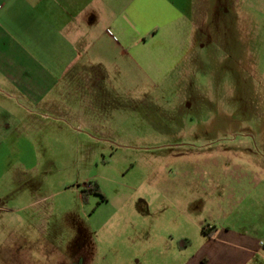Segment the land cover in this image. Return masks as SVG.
<instances>
[{"label":"rangeland","instance_id":"obj_1","mask_svg":"<svg viewBox=\"0 0 264 264\" xmlns=\"http://www.w3.org/2000/svg\"><path fill=\"white\" fill-rule=\"evenodd\" d=\"M205 3L192 51L142 48L104 78L123 89L85 120L0 137V264H150L167 247L192 257L213 230L260 225L264 34L236 43L239 4Z\"/></svg>","mask_w":264,"mask_h":264},{"label":"crops","instance_id":"obj_2","mask_svg":"<svg viewBox=\"0 0 264 264\" xmlns=\"http://www.w3.org/2000/svg\"><path fill=\"white\" fill-rule=\"evenodd\" d=\"M235 1L236 43H261L264 0ZM206 5L205 0H0V137L22 136L34 120H85L88 110L101 108L104 91L123 89L103 83L122 75L127 56L135 59L149 45L181 43L185 47L177 51L184 54L203 42ZM255 18L261 21L257 28ZM260 202L253 203L261 208L260 225L213 230L209 244L192 257L188 247H167L150 264H264V196ZM175 219L167 222L180 227Z\"/></svg>","mask_w":264,"mask_h":264},{"label":"clouds","instance_id":"obj_3","mask_svg":"<svg viewBox=\"0 0 264 264\" xmlns=\"http://www.w3.org/2000/svg\"><path fill=\"white\" fill-rule=\"evenodd\" d=\"M5 238H6L5 233L4 232H0V246L3 245V241H4ZM32 255L36 259H39V255H38V253L35 250H33Z\"/></svg>","mask_w":264,"mask_h":264},{"label":"trees","instance_id":"obj_4","mask_svg":"<svg viewBox=\"0 0 264 264\" xmlns=\"http://www.w3.org/2000/svg\"><path fill=\"white\" fill-rule=\"evenodd\" d=\"M93 191H96V189H95V190L93 189ZM203 233L206 234V235H208L209 232H208L207 229L203 228ZM208 236H209V235H208ZM210 236H211V235H210Z\"/></svg>","mask_w":264,"mask_h":264}]
</instances>
